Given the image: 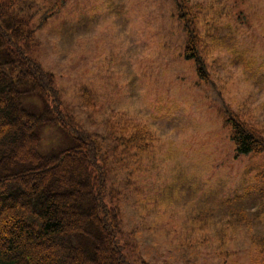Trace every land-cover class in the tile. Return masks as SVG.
Here are the masks:
<instances>
[{
    "label": "rangeland",
    "instance_id": "obj_1",
    "mask_svg": "<svg viewBox=\"0 0 264 264\" xmlns=\"http://www.w3.org/2000/svg\"><path fill=\"white\" fill-rule=\"evenodd\" d=\"M186 1L199 7L207 81L182 56L174 0H18L20 16L59 9L31 52L64 117L41 127L39 152L76 137L66 117L96 137L134 264H251L264 157L233 159L221 103L264 140V0Z\"/></svg>",
    "mask_w": 264,
    "mask_h": 264
},
{
    "label": "trees",
    "instance_id": "obj_2",
    "mask_svg": "<svg viewBox=\"0 0 264 264\" xmlns=\"http://www.w3.org/2000/svg\"><path fill=\"white\" fill-rule=\"evenodd\" d=\"M17 3L0 0V264H134L120 240L121 214L108 198V170L96 137L66 117L76 137L56 153L39 152L41 127L64 117L53 75L31 52L35 33L59 9L20 16ZM174 3L185 34L182 56L207 81L196 28L199 7ZM31 98L41 101V112L25 109L23 99ZM221 106L233 159L264 157V140ZM250 248L251 264H264V231Z\"/></svg>",
    "mask_w": 264,
    "mask_h": 264
}]
</instances>
